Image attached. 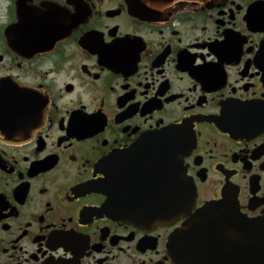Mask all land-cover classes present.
<instances>
[{"label":"flooded vegetation","instance_id":"af4514ba","mask_svg":"<svg viewBox=\"0 0 264 264\" xmlns=\"http://www.w3.org/2000/svg\"><path fill=\"white\" fill-rule=\"evenodd\" d=\"M166 127L190 213L264 221V0H0V264H173Z\"/></svg>","mask_w":264,"mask_h":264},{"label":"water","instance_id":"95a60500","mask_svg":"<svg viewBox=\"0 0 264 264\" xmlns=\"http://www.w3.org/2000/svg\"><path fill=\"white\" fill-rule=\"evenodd\" d=\"M157 1V0H156ZM168 2V0H159ZM155 139L170 145L171 164L168 163L167 176L172 186L170 198L160 200V205L169 204L165 212L150 207V220L169 223L179 216L187 219L174 229L168 238L167 251L173 264H192L193 247L200 238L218 237L230 251V262L239 259L240 264H264V221L251 220L239 214L236 197L225 194L220 201H209L195 213L191 207L195 201V186L189 181L183 165V151L179 148L180 134L176 127H166L153 134ZM93 185L102 189L103 180L93 181ZM174 221V220H173Z\"/></svg>","mask_w":264,"mask_h":264}]
</instances>
